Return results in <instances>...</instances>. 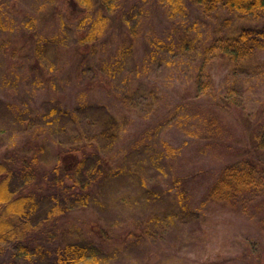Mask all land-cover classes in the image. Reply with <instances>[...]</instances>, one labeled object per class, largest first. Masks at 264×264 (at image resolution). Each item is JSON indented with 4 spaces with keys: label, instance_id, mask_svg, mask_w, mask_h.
I'll use <instances>...</instances> for the list:
<instances>
[{
    "label": "rangeland",
    "instance_id": "obj_1",
    "mask_svg": "<svg viewBox=\"0 0 264 264\" xmlns=\"http://www.w3.org/2000/svg\"><path fill=\"white\" fill-rule=\"evenodd\" d=\"M183 1L120 0L105 46L92 52L78 46L86 29L75 0H0V160L34 139L56 154L95 144L113 161L99 203L64 221L71 238H100L101 264H264V183L235 209L202 206L198 182L190 214L175 199L174 175L199 172L208 183L248 139L264 147V52L241 67L215 55L217 37L229 45L254 22ZM119 44L129 51L103 68ZM207 74L225 100L207 94ZM62 103L73 112L51 116ZM108 112L127 123L106 154ZM165 142L180 149L175 161ZM6 246L0 264L56 263L32 246Z\"/></svg>",
    "mask_w": 264,
    "mask_h": 264
},
{
    "label": "trees",
    "instance_id": "obj_2",
    "mask_svg": "<svg viewBox=\"0 0 264 264\" xmlns=\"http://www.w3.org/2000/svg\"><path fill=\"white\" fill-rule=\"evenodd\" d=\"M75 1L82 10L81 25L86 29L78 36V46L96 52L99 47L105 46L104 40L115 22L109 12L117 9L120 0ZM188 1L202 14L226 13L254 22L232 38H227L229 45L224 39L226 37H217V57L229 58L230 62L241 67V64H248L264 52V25L259 28L264 22V0ZM179 4L186 5L183 0H179ZM188 36H181L179 46L186 45ZM129 49L128 45L119 44L107 60H101L102 67L108 69L107 62L111 60L121 61ZM79 56L81 58L82 54L79 53ZM107 74L110 76L111 72ZM207 77V94L212 100H225L220 90L214 87L209 74ZM158 96L154 94L155 98ZM67 108L63 103L55 105L50 115L73 112ZM105 118L103 151L108 154L117 143L123 123L127 121L125 118L118 120L117 115L109 112ZM247 142L234 159L223 165L217 174H212L208 183L203 182L199 172L172 177L175 199L183 213L190 214L194 207V182L202 184L204 189L201 205L211 204L212 208L218 209H235L240 201L261 190L264 183V147H254L256 145L249 143V139ZM58 146L57 155L46 142L30 139L0 160V251L6 245L18 246L22 252L32 246L34 254L56 255L55 264H101L103 259L107 260L108 252L104 251L100 238L81 234L71 238V230L65 229L64 221L71 213L86 211L97 205L99 193L109 184L117 168L95 144L81 142ZM165 150L172 161L180 153V149L167 142ZM53 241L57 242L54 252L46 247V242Z\"/></svg>",
    "mask_w": 264,
    "mask_h": 264
}]
</instances>
